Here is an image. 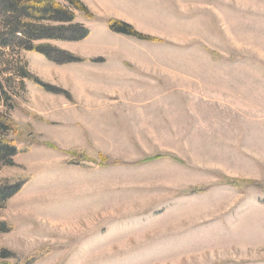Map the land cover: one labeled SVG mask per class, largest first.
I'll return each mask as SVG.
<instances>
[{
  "label": "rangeland",
  "instance_id": "obj_1",
  "mask_svg": "<svg viewBox=\"0 0 264 264\" xmlns=\"http://www.w3.org/2000/svg\"><path fill=\"white\" fill-rule=\"evenodd\" d=\"M2 1L0 112L22 152L0 181L29 182L0 212L1 262L264 264V0H54L81 41L13 37Z\"/></svg>",
  "mask_w": 264,
  "mask_h": 264
},
{
  "label": "trees",
  "instance_id": "obj_2",
  "mask_svg": "<svg viewBox=\"0 0 264 264\" xmlns=\"http://www.w3.org/2000/svg\"><path fill=\"white\" fill-rule=\"evenodd\" d=\"M72 8L89 16L91 13L88 7L81 0H66ZM2 5L6 10L7 19L5 26L11 31L13 37L19 34L26 40H69L81 41L90 35L89 29L81 24L75 23L76 14L71 9L63 6L54 0H3ZM42 23H50L57 25H43ZM113 32L131 36L139 40L156 41L155 38L145 35L137 31L132 25L123 21H111L109 24ZM52 48L51 45H38L28 47L29 51H35L45 55L56 62H62L45 49ZM54 48V47H53ZM64 62V61H63ZM69 62V61H65ZM23 78L34 80L32 75L26 71L22 74ZM37 80V79H35ZM44 88L46 85L40 81H36ZM0 94L5 98L8 96L5 88L0 84ZM13 132L17 134V127L13 120L0 112V167L14 165V158L18 156L22 150L16 140L9 138L6 134ZM70 163L77 166H90L92 168L100 167L101 163L88 160L85 156L78 152H70ZM28 179H5L0 181V212L5 208L7 202L19 194L28 183ZM236 182H233L235 184ZM5 222L0 223V232H8ZM12 253L7 249H0V264H9L1 262L8 260ZM33 258H29L22 264H32Z\"/></svg>",
  "mask_w": 264,
  "mask_h": 264
}]
</instances>
